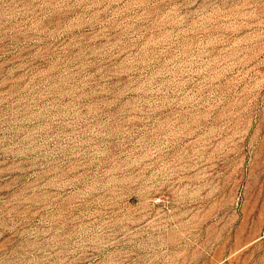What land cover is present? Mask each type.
Listing matches in <instances>:
<instances>
[{
	"label": "rangeland",
	"instance_id": "rangeland-1",
	"mask_svg": "<svg viewBox=\"0 0 264 264\" xmlns=\"http://www.w3.org/2000/svg\"><path fill=\"white\" fill-rule=\"evenodd\" d=\"M0 264H264V0H0Z\"/></svg>",
	"mask_w": 264,
	"mask_h": 264
}]
</instances>
